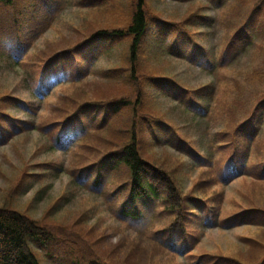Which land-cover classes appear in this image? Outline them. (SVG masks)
I'll return each mask as SVG.
<instances>
[{
  "label": "rangeland",
  "instance_id": "374dc122",
  "mask_svg": "<svg viewBox=\"0 0 264 264\" xmlns=\"http://www.w3.org/2000/svg\"><path fill=\"white\" fill-rule=\"evenodd\" d=\"M77 2L53 1L52 22L29 48L18 45L16 9H0V207L26 210L44 221L52 240L32 243L41 264H264V8L253 16L264 0H150L156 13L177 23L186 15L203 14L204 19L203 24L191 20L185 29L173 28L174 34L167 38L166 32L162 34L160 40L166 45L175 41L183 45L184 59L153 49L151 35L143 46L141 61L153 71L138 69L143 81L149 74L165 73L185 81L192 91L184 93L173 82L145 87L148 92H170L159 95L166 106L178 94L188 100V109L182 104L171 115L178 123V137L186 139L187 146L177 143L167 127L157 128L158 139L149 127L141 126L138 133L144 156L164 164L189 199L177 210L159 202L155 217L132 227L116 216L121 172L112 175L102 194L93 188L96 173L76 183L80 165L95 149L92 134L83 135V146L77 143L60 150L52 145V135L63 120L75 115L69 129L92 121L91 103L99 98L94 92L107 90L105 81L97 77L114 62L103 56L92 67L83 64L100 40L78 54L70 53L82 42L85 29L91 33L110 23L100 9L80 13ZM47 9L52 8H42L44 13ZM25 15L26 22L19 15L20 32L28 41L33 15ZM156 28L153 24L149 32ZM233 36L238 42L233 43ZM229 43L234 45L225 55ZM111 51L115 60L117 51ZM57 52L58 57L46 64L48 55ZM80 69L90 73L86 79L91 84L84 91L97 81L94 92L85 93L88 102L78 96L71 80ZM45 70L67 71L69 82L56 84L54 91L40 97L36 79ZM52 73L49 76L54 77ZM85 102L87 108L79 119L77 113ZM107 113L112 114L113 108ZM234 140L238 153L247 159L242 156L238 161L242 173L226 181L222 166ZM104 144L96 149H107ZM165 149L178 159L163 163L168 159L162 154ZM82 243L90 249L87 256L79 252Z\"/></svg>",
  "mask_w": 264,
  "mask_h": 264
},
{
  "label": "trees",
  "instance_id": "16d2710c",
  "mask_svg": "<svg viewBox=\"0 0 264 264\" xmlns=\"http://www.w3.org/2000/svg\"><path fill=\"white\" fill-rule=\"evenodd\" d=\"M53 1L56 0H0V9H16L14 12L15 31L18 36V45L21 48L22 45H24L23 48L32 46L38 33L47 30L56 12V7L52 5ZM150 4L152 5L150 0H78L76 6L80 13L91 9H100L106 14L110 23L106 28H101L91 33H89L91 30L85 29V33H83V36H85L82 42L73 47L70 53L78 54L82 49L92 45L94 41L100 40L103 41V44L101 42L97 45L99 47L102 44V47L98 48V51L102 49L101 53L93 49L91 52L92 57L88 60L84 59L83 64H89L92 67L98 63L104 54L113 49H118V55L121 60L118 63L114 62L109 67L102 68V73L97 77L100 81H105L106 91H101L98 88V91L94 92L97 88L96 80L93 81L95 84L91 90L88 92L84 91L87 90L84 89V86L91 84L86 79L90 73L88 70L84 72V70L80 69L82 73L79 75L78 70H75L71 80L77 86L78 96L87 102L90 100L86 98L88 95L85 93L94 92V96L99 97L98 99H93L96 101L91 103L94 106L90 110L93 112L92 121H82V124L77 125L75 129H69L68 124L74 118L75 115H73L63 120L59 124V130L52 135V145L55 148L66 149L77 143L83 146L81 140L83 135L90 136L92 134L90 137L93 138V148L95 149L84 158L80 165L82 168L77 171V174L79 172V181L77 182H85L90 179V174L96 173L93 188L98 192L97 194H102L112 175L121 172L123 176L121 178L122 183L119 184L121 187L120 189L117 188V196L118 200H120L115 207L116 216L118 219L127 222L126 224L129 227L135 226L146 218L155 217V210L160 206L159 202H163L167 206L170 204V207L174 208L172 210H177L178 206H184V201L189 199V197H183L184 190L173 179L175 175L165 168L164 164L157 165L152 159L150 160L149 155L148 157L144 156L140 147L139 130H141V126L149 127L151 129L149 131L150 134L155 139H158L157 128L167 127L174 132L176 142L180 143L182 140L177 135L178 128L176 126L178 123L176 118L174 119L171 115L172 111L179 109L182 104L185 105V109H188V100L178 94L172 98L173 103L166 106L164 101L159 98V95H169L170 92L164 89L148 92L145 87L146 85L149 87L173 82L184 93H189L192 92L190 85L169 74L154 73L155 75H152L153 71L149 65L146 64L145 66L141 59L145 57L143 46L149 35V28L154 23L161 25L160 30L151 34V37L155 38V43L152 46L156 48V51H161L162 55L169 51L178 59L185 58L183 45L179 41H175L168 46L160 38L164 32H166L165 38L174 34L175 29L173 28L181 27L185 29L190 25L191 20H198L199 24H203L204 15H186L182 19V23H177L170 17L164 16L159 12L156 13L151 8L154 6H150ZM43 7H51L52 9H47V12L44 13ZM263 8L264 4L259 5L255 9L253 16ZM29 12L32 13L33 18L29 22L28 28L31 33L28 35L32 37L28 41H24L21 37L23 33L20 32L22 31L20 28L22 23L19 15L23 14L22 17L26 22L25 14ZM12 20L14 24L13 17L11 22ZM6 24L8 26L10 23L7 22ZM247 24L248 22L244 26ZM71 26L77 29L78 25L72 23ZM82 28H85V25ZM234 37H232L233 43L238 42L239 38L235 39ZM107 43L110 44L107 45ZM233 43H229L225 50V55L226 51L231 47L230 45H234ZM48 56L46 64L54 61L58 57V52ZM138 69L152 74H149V77L143 81L139 77ZM44 72L46 70L42 71V74ZM68 80L64 78L61 83L69 82ZM36 91L42 97L41 85H38ZM87 105L85 102L82 109L78 111L79 119ZM110 107L113 108L112 114L107 113ZM99 110H101V114L98 113ZM26 112L28 113V111ZM103 128L104 130L100 131V133L92 131ZM101 137H105V139L100 141ZM99 142H104V146H108L106 147L107 149H96L101 146ZM182 142L184 147L187 146L186 139ZM237 144L238 141L234 140L231 148L233 150L229 153L228 159L224 157L222 178L226 181L241 174V171H243L238 161L244 155L243 153H238L237 149L239 147H236ZM165 145H167V142ZM173 145H175L174 142ZM193 147V145H190V148L193 149ZM162 154L168 156V159L163 163L171 164L174 159H178L175 152L169 151L168 153L166 149L162 151ZM181 154L187 155L185 152H181ZM245 158L247 159V156ZM107 199L110 200L109 198ZM146 221L143 223H147ZM44 225L24 211L16 208L0 207V264H41L33 251L32 243L46 244L52 240L51 235L47 232V227ZM89 250L87 249V243H82L79 252L87 256Z\"/></svg>",
  "mask_w": 264,
  "mask_h": 264
}]
</instances>
